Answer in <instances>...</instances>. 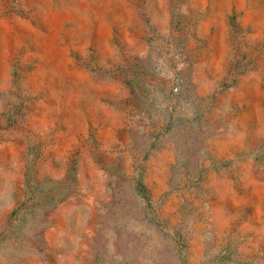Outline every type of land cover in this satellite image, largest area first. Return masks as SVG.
Segmentation results:
<instances>
[{"label": "rangeland", "instance_id": "374dc122", "mask_svg": "<svg viewBox=\"0 0 264 264\" xmlns=\"http://www.w3.org/2000/svg\"><path fill=\"white\" fill-rule=\"evenodd\" d=\"M0 264H264V0H0Z\"/></svg>", "mask_w": 264, "mask_h": 264}]
</instances>
